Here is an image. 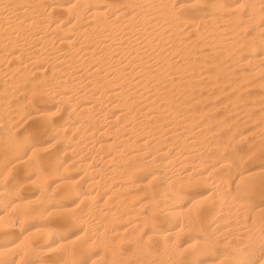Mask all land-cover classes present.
Wrapping results in <instances>:
<instances>
[{
	"label": "bare ground",
	"instance_id": "bare-ground-1",
	"mask_svg": "<svg viewBox=\"0 0 264 264\" xmlns=\"http://www.w3.org/2000/svg\"><path fill=\"white\" fill-rule=\"evenodd\" d=\"M256 87L264 0H0V264H264Z\"/></svg>",
	"mask_w": 264,
	"mask_h": 264
},
{
	"label": "rangeland",
	"instance_id": "rangeland-1",
	"mask_svg": "<svg viewBox=\"0 0 264 264\" xmlns=\"http://www.w3.org/2000/svg\"><path fill=\"white\" fill-rule=\"evenodd\" d=\"M223 60H225L226 62L225 63H223V65H225V67L226 68H228V69H230L229 71H231L232 70V68H234L232 65V62L229 60V59H227V58H224ZM228 61V62H227ZM2 63H4V62H2ZM230 66V67H229ZM232 67V68H231ZM235 71L236 70H239V67H237V68H235L234 69ZM231 73V72H230ZM259 78V76H253V77H251V78H248L247 80H245L244 82H242L241 83V85L244 83V84H246L247 82L249 83V82H253V81H255V80H257ZM243 84V85H244ZM259 91H264L262 88H260V87H256ZM253 89H255V87H253ZM256 89V90H257ZM236 91V90H235ZM235 91L234 90H232L231 92L229 91V92H227V93H224V94H216L215 95V99L217 100V101H219V102H221V101H223L224 99H225V95L227 96V94H229V95H231V94H233V93H235ZM228 95V96H229ZM261 95V94H260ZM220 97V98H219ZM219 98V99H218ZM224 98V99H223ZM227 98V97H226ZM263 98V99H262ZM259 100V99H258ZM256 101L255 102V104H254V106L251 108V110L249 111L250 113H254L255 111H257V110H264V96H260V100L259 101ZM40 105H42V104H40V103H38L36 106H40ZM263 105V106H262ZM262 108V109H261ZM249 112H242V111H236V112H234L233 114H232V116H233V118H235L236 120H237V122L239 123L241 120H243V118L245 117V115L246 114H248ZM238 115H237V114ZM235 114V115H234ZM242 114V115H241ZM237 117V118H236ZM240 119V120H239ZM257 122H259L258 120H256ZM248 123V124H247ZM246 124V126H243V125H245ZM254 122H246V123H243L242 124V126L241 125H238V126H236L235 127V136L237 137V139H239L238 137H241L240 139V141L241 142H239V140H237L238 142H239V145L241 144H243V146L247 143V141L249 142V141H251V140H253V139H255V137H257L256 135L257 134H259L260 133V131H261V133H264V127H261V128H259V129H257V130H255V131H253L254 129H253V126H254ZM250 125H251V127H250ZM239 126H241V128L239 127ZM239 127V128H238ZM244 129V130H243ZM247 129V130H246ZM242 130V131H241ZM260 130V131H259ZM245 133H244V132ZM253 132V134H252V132ZM243 132V133H242ZM250 132V133H249ZM238 134V135H237ZM247 134V135H246ZM256 134V135H255ZM243 135H245V136H243ZM251 135V136H250ZM255 135V136H254ZM248 136H250V137H248ZM47 136H43L42 138L43 139H45L44 140V142H43V144H42V146L43 147H45V146H47L48 147V145H50L51 144V142L53 141L51 138V140L49 141L48 140V137L46 138ZM243 137H245V139L243 138ZM251 137H254V138H251ZM250 138H251V140H250ZM40 139V137H35L34 138V140H39ZM242 139H244V140H242ZM48 142H47V141ZM46 141V142H45ZM47 143V144H46ZM70 172L73 174V179L74 180H76V179H78L79 178V173L77 172V170H70ZM32 173V172H31ZM76 173V174H75ZM75 174V175H74ZM77 175V176H76ZM78 177V178H77ZM10 179V178H9ZM8 179V180H9ZM31 181V180H30ZM27 188V189H26ZM196 188H198V189H201V188H203V186L201 187V185L200 186H198V187H196ZM195 188V189H196ZM38 192V188L36 187V185L34 184V187H33V184L31 185L30 183H29V185L27 186V187H25V188H23V190H22V193L23 194H25L26 196H27V199H29V202L32 200V197H33V200L37 197L36 195H37V192L35 191V190ZM28 190V191H27ZM35 193V194H34ZM30 196H32V197H30ZM35 197V198H34ZM32 200V202H31V204H36V201H33ZM74 233V231H72L71 232V234H73Z\"/></svg>",
	"mask_w": 264,
	"mask_h": 264
}]
</instances>
